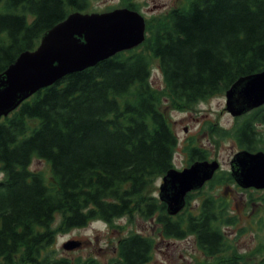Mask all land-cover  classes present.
Returning <instances> with one entry per match:
<instances>
[{"label":"trees","instance_id":"obj_1","mask_svg":"<svg viewBox=\"0 0 264 264\" xmlns=\"http://www.w3.org/2000/svg\"><path fill=\"white\" fill-rule=\"evenodd\" d=\"M92 1L0 0V74L69 14L92 12ZM120 1L138 10L133 0ZM180 1L147 20L137 48L65 76L0 120V264H69L45 254L58 233L124 217H156L166 239L193 236L213 264H264V246L247 255L233 249L225 232L238 218L222 196L206 194L192 205L189 193L174 217L154 196L156 180L173 168L178 144L162 96L171 109L191 111L264 71V0ZM153 61L163 93L150 83ZM245 117L234 131L210 127L211 134L232 137L250 152L263 150L264 131L256 128L264 126V107ZM189 156L190 162L207 159L198 148ZM33 158L49 165L50 183L29 169ZM224 182L234 183L230 174L216 173L206 185ZM57 214L61 220L52 231ZM154 246L153 239L130 234L118 241L113 264H147Z\"/></svg>","mask_w":264,"mask_h":264},{"label":"rangeland","instance_id":"obj_2","mask_svg":"<svg viewBox=\"0 0 264 264\" xmlns=\"http://www.w3.org/2000/svg\"><path fill=\"white\" fill-rule=\"evenodd\" d=\"M135 3L139 4L142 15L147 19L166 14L181 4L180 0H135ZM91 5V11L102 13L118 7L119 1L95 0ZM154 8L157 9L154 10ZM150 83L158 92H164L162 75L154 61L151 66ZM162 97V110L166 113L170 126L178 139L173 156V168L181 170L187 167L190 150L197 147L205 153L208 160L219 162L220 171L217 174L221 178L226 177L229 174V161L232 155L239 151V146L232 137L219 138L211 134L210 127L232 132L246 117L238 120L232 118L225 110L224 95L200 101L193 106L191 111L185 112L171 109L166 98ZM256 129L263 132L264 126L258 125ZM29 169L43 174L46 181L51 182L52 176L46 161L33 158ZM2 179L3 174L0 173V181ZM160 183L161 179H157L154 196L158 194ZM206 194L216 198L222 196L229 202L231 209L235 210L238 218L237 225L234 228H228L225 232L231 240L233 249L242 255H247L257 248H263L264 191L249 189L245 192L234 183L227 184L226 182L213 186L206 185L200 191L193 193L192 205H195ZM60 220L61 216L57 214L51 225L52 231L57 229ZM156 220V217L148 221L136 218L130 222L127 217H124L111 224L96 220L84 228L58 233L54 244L47 248L45 254L51 259L64 260L69 264L82 263L88 259L98 264H113L118 258V240L136 233L154 241L155 250L152 259L147 264H213V260L205 258L197 249L193 236H188L183 240L163 238L160 225ZM239 229L241 233L236 235ZM70 240H80L82 245L73 251H66L62 245ZM257 257L258 255L249 258L255 260Z\"/></svg>","mask_w":264,"mask_h":264},{"label":"water","instance_id":"obj_3","mask_svg":"<svg viewBox=\"0 0 264 264\" xmlns=\"http://www.w3.org/2000/svg\"><path fill=\"white\" fill-rule=\"evenodd\" d=\"M144 40V18L135 11L72 12L42 34L35 50L20 53L0 74V119L65 76L132 50ZM225 105L233 118L263 106L264 71L237 80L225 93ZM229 166L232 179L241 189L264 190L263 152L241 150L232 156ZM218 168L217 161H196L181 171L169 170L162 177L158 193L166 213L178 214L186 195L201 189ZM79 246V242L69 241L63 249L73 251Z\"/></svg>","mask_w":264,"mask_h":264},{"label":"flooded vegetation","instance_id":"obj_4","mask_svg":"<svg viewBox=\"0 0 264 264\" xmlns=\"http://www.w3.org/2000/svg\"><path fill=\"white\" fill-rule=\"evenodd\" d=\"M119 1V6L118 7H116V8H123L122 6H121V1L120 0H118ZM134 2H135V0H133ZM92 3V2H91ZM92 6V5H91ZM138 6H139V4H138ZM156 7V6H155ZM164 7V6H163ZM116 8H112V9H110V10H113V9H116ZM155 9H157V8H154V10ZM95 11V10H94ZM139 11L141 12V8L139 9ZM77 241H80V240H77ZM81 242V241H80ZM81 245H82V242H81Z\"/></svg>","mask_w":264,"mask_h":264},{"label":"bare ground","instance_id":"obj_5","mask_svg":"<svg viewBox=\"0 0 264 264\" xmlns=\"http://www.w3.org/2000/svg\"><path fill=\"white\" fill-rule=\"evenodd\" d=\"M236 98V97H235ZM70 241H73V240H70ZM69 242V241H68Z\"/></svg>","mask_w":264,"mask_h":264}]
</instances>
